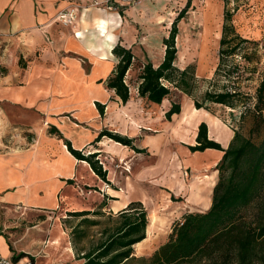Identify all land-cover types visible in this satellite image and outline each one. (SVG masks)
<instances>
[{
  "label": "crops",
  "instance_id": "0c3cea01",
  "mask_svg": "<svg viewBox=\"0 0 264 264\" xmlns=\"http://www.w3.org/2000/svg\"><path fill=\"white\" fill-rule=\"evenodd\" d=\"M74 6L80 7L75 24L57 22L60 12ZM122 30L123 23L118 22L115 14L93 6L91 0H0V44H3L0 50V72L3 71L0 74V127L4 133L13 129L35 135L31 143L26 138L7 142L3 140V132L0 133V256L15 264H83L76 259L62 220L70 219L73 212L95 210L89 200L74 197L75 191L84 192L80 183L85 187H91L89 181L94 185L99 184L98 180L106 183L87 162L77 160L68 151L64 139L85 154L93 153L85 152L90 148L99 152L103 139L92 143L103 130L130 134L133 128L127 118L130 107L137 101L161 106L167 100L157 105L140 98L136 87L139 74L133 73V78L132 67L126 75V83L130 85L134 81L136 96L131 88V98L124 105L115 92L107 88L106 80L118 63L113 48L120 40L127 48L133 47ZM96 103L106 105L104 116ZM202 121L208 125L210 139L220 143V138L226 136V143L220 144L227 148L234 132L206 115L199 121L197 133ZM211 126L216 129L212 128V133ZM51 127L64 139L50 134ZM129 138L134 140V145L141 141L137 135ZM147 146L146 143L142 149L147 150ZM102 155L99 152L98 157ZM219 156L212 160V165L217 166L223 152ZM93 190H99L96 209L106 203L105 213L116 211L114 201L108 198L116 197L117 190L109 187L105 192L102 186ZM88 191L91 197L93 191ZM196 196L199 202V194ZM207 200L208 210L212 196ZM64 205H67L68 215L61 212ZM54 211L59 215L51 216L55 215ZM20 213L26 217L29 214L45 217L19 234L10 230L14 225L8 220ZM21 253L27 254L26 257L14 260V256Z\"/></svg>",
  "mask_w": 264,
  "mask_h": 264
},
{
  "label": "rangeland",
  "instance_id": "374dc122",
  "mask_svg": "<svg viewBox=\"0 0 264 264\" xmlns=\"http://www.w3.org/2000/svg\"><path fill=\"white\" fill-rule=\"evenodd\" d=\"M188 1L191 2V7L178 25L176 65L182 69L189 65L195 68L198 79L193 95L195 99L202 101L203 94L207 90L219 91L223 86L239 90V98L234 109L209 104L211 114L202 109L199 114L194 113L200 115L199 118L190 120L192 117H189L187 122L183 114L192 112L195 105L193 98L181 92L174 91L161 106L137 101L130 107L127 118L133 128L130 129V134L124 135L116 131L112 133L128 138L130 135L141 137V141L135 143V146L142 149L147 143V153L139 154L121 146L122 144L118 146L108 141L109 138L103 139L99 150L103 155L97 159L108 171L107 178L111 186L107 183L102 184L100 180H98L99 184L95 185L89 181L91 187H85L86 185L80 183V186L84 187V192L78 194L75 191L74 197L89 200L92 202L91 207L96 210L98 186H102L105 192L111 187L117 190V193H115L116 197L108 199L114 201L116 211L112 210L108 214H118L124 210L123 207L128 202L140 201L147 211L148 219L151 216L156 217L157 223L151 235L148 237L146 233V239L139 243L141 246L139 250L135 246L134 256L137 259L129 264H141V258L150 259L168 240L173 226L181 222L185 214L208 211L207 198L209 195L212 196V185L216 183L218 175L212 160L221 157L219 155H222V152L212 150L192 153L188 148L196 145L197 127L202 118L210 115L214 122L226 125L232 133L237 130L243 136L251 137L256 143L261 140L256 137V132L251 136V130L256 121L257 90L264 79V0H228V10L233 14V24L250 42L245 44L235 56L227 58L217 75L215 71L219 64L224 0H105L95 7L109 10L115 14L118 22L123 23L122 33L133 45L132 50L137 57L132 66L131 75L134 78L133 73L139 74L141 67L147 61L156 64L163 59L165 52L163 40L169 36L174 19ZM235 8L238 10L234 11ZM134 85L132 81L130 87L133 88ZM132 94L136 96L135 88L132 89ZM175 102L181 105L182 111L179 115H174L171 121H167L165 113L170 104ZM212 128L215 127L211 126V133ZM2 130L0 127V133ZM140 130L148 133H139ZM259 130L263 137L264 123ZM2 134L3 140L7 142L26 138V141L31 143L32 138H35V135L32 136L31 133L22 130L11 129L8 133ZM224 137L226 136L220 138L221 144L226 143ZM7 142L6 144L10 145ZM85 152H95V149L90 148ZM93 189L98 191L95 192ZM88 190L93 191L91 197ZM198 194L199 202L195 198ZM71 208L72 206L69 207ZM66 209H68L67 205H64L61 212L68 215ZM54 214L51 216L59 215L58 211H54ZM43 216L29 214L26 217L21 213L15 215L8 220L14 225L10 230L18 231L17 233L20 234L23 230L31 228ZM88 218L101 220L102 224L97 227L85 225L83 228L86 237L83 239L75 237L78 247L87 250L98 242L101 238L100 233L107 226L106 218L92 215ZM79 221L80 218L75 217L62 220L64 229L69 235L68 242L72 243V227H76Z\"/></svg>",
  "mask_w": 264,
  "mask_h": 264
},
{
  "label": "trees",
  "instance_id": "16d2710c",
  "mask_svg": "<svg viewBox=\"0 0 264 264\" xmlns=\"http://www.w3.org/2000/svg\"><path fill=\"white\" fill-rule=\"evenodd\" d=\"M224 3L216 75L221 72L227 58L235 56L250 42L233 24V14L228 10L229 1L224 0ZM190 7L191 2L188 1L174 19L169 36L163 40L165 52L160 63L156 66L147 61L141 67L136 86L138 95L149 103L161 105L174 91H178L193 98L197 110L205 109L210 113L209 104L234 109L239 90H232L228 86H223L219 91L207 90L202 101H199L193 96L198 82L195 68L189 65L182 69L176 65L178 25L186 17ZM236 10L238 8L234 11ZM112 53L118 63L106 80V86L125 105L131 98V87L126 83V75L137 57L132 48L123 45L122 40L113 48ZM96 105L104 116L106 105ZM181 111L179 103H172L165 113L166 120L171 121ZM255 111L256 121L251 136L256 132V137L261 139L259 143L236 130L229 146L224 148L208 137V125L205 122L199 125L196 145L188 147L191 152H204L208 149L223 152L216 166L218 178L212 192L211 207L206 212L185 214L183 220L173 226L168 240L150 259L141 258V264H264V136L261 137L259 130L264 123V79L257 90ZM50 134L64 139L55 127L50 128ZM104 138L129 147L136 153H147L146 149L137 148L133 139L108 130L100 132L92 144L99 143ZM64 142L77 160L87 162L92 171L111 186L107 178L108 171L97 159L99 152L85 154L83 150L74 149L69 140L64 139ZM105 207L106 203H103L94 211L70 213V216L80 218L79 224L72 231L76 259L83 261V264H129L137 259L134 256L136 244L146 239L149 225L147 211L140 201L131 202L115 215L105 213ZM90 215L106 218L107 226L100 233L98 242L87 250L78 247L75 237H86L83 228L85 225L97 227L102 224L101 220L88 218ZM26 255L21 253L14 256V260H20Z\"/></svg>",
  "mask_w": 264,
  "mask_h": 264
},
{
  "label": "built area",
  "instance_id": "2783aa9c",
  "mask_svg": "<svg viewBox=\"0 0 264 264\" xmlns=\"http://www.w3.org/2000/svg\"><path fill=\"white\" fill-rule=\"evenodd\" d=\"M91 1L93 6H98L100 4L98 0H91ZM79 12H80V7L74 6L68 10H64L60 12L56 20L57 22L62 23L64 25H73L78 19ZM2 49H3V44H0V50ZM0 264H15V263L5 257L0 256ZM27 264H32V263L29 262Z\"/></svg>",
  "mask_w": 264,
  "mask_h": 264
},
{
  "label": "bare ground",
  "instance_id": "6f19581e",
  "mask_svg": "<svg viewBox=\"0 0 264 264\" xmlns=\"http://www.w3.org/2000/svg\"><path fill=\"white\" fill-rule=\"evenodd\" d=\"M139 4V3H138ZM136 7H138L137 5H136ZM200 110H197L196 108L195 109H193V111L192 112H185L183 115H184V118L186 119V122L189 120V117H192V119H190V120H193V118H199V116L200 115H194V113L196 114V113H198ZM199 114V113H198ZM201 114V113H200ZM185 115H186V117H185ZM112 141V140H111ZM116 145H118V146H120L121 144L120 143H115ZM113 177V176H112ZM156 223H157V220H156V217L155 216H151L150 217V219H149V225H148V228H147V233H148V237L151 235V232H152V230H153V228H154V226L156 225ZM141 243V242H140ZM136 247H137V249L139 250L140 249V244L138 243V244H136Z\"/></svg>",
  "mask_w": 264,
  "mask_h": 264
}]
</instances>
